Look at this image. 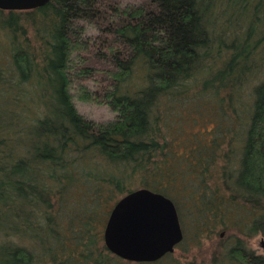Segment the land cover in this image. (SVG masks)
I'll return each instance as SVG.
<instances>
[{
    "label": "trees",
    "instance_id": "obj_1",
    "mask_svg": "<svg viewBox=\"0 0 264 264\" xmlns=\"http://www.w3.org/2000/svg\"><path fill=\"white\" fill-rule=\"evenodd\" d=\"M175 103L203 104L212 131H187ZM141 188L171 199L183 232L156 261L104 245L114 205ZM217 230L208 264H264V0L0 9V264H182Z\"/></svg>",
    "mask_w": 264,
    "mask_h": 264
},
{
    "label": "water",
    "instance_id": "obj_2",
    "mask_svg": "<svg viewBox=\"0 0 264 264\" xmlns=\"http://www.w3.org/2000/svg\"><path fill=\"white\" fill-rule=\"evenodd\" d=\"M49 0H0L2 10H28ZM104 245L128 261H156L183 239L179 216L168 197L141 188L114 205L104 229Z\"/></svg>",
    "mask_w": 264,
    "mask_h": 264
},
{
    "label": "rangeland",
    "instance_id": "obj_3",
    "mask_svg": "<svg viewBox=\"0 0 264 264\" xmlns=\"http://www.w3.org/2000/svg\"><path fill=\"white\" fill-rule=\"evenodd\" d=\"M136 78V77H135ZM169 105V104H168ZM167 105V107H168ZM191 104H174V107L172 109H169L168 111H172L171 114L172 116H176L179 113H181V116H184L185 120V126L184 128L188 131V130H193L192 132H200L201 130H210L213 127V123L214 122H210V120L208 118H213L210 117L209 114L205 113V108L203 106V104H201V106L199 107V110L201 111V113L198 114V112L193 111V107H195V105L193 104L192 106H190ZM76 106L77 109L79 110V112L81 114H83L85 117H87L88 119H92V120H109V119H113L115 117V114L113 111H111L108 107L106 106H99L97 104H89L83 101H76ZM207 107V106H205ZM204 108V109H203ZM167 109V108H166ZM188 115V116H186ZM197 115V116H196ZM192 116H196L198 118V125L196 126H191L188 123V118L192 117ZM208 117V118H205ZM197 130V131H196ZM212 131V130H210ZM191 236V234H190ZM226 237V233H224V231L221 230H217L216 233L212 236H210L208 239L206 238H202L200 243H195L194 239L192 242L188 243L187 247L188 249H185L187 252V254L182 255L180 254L181 258H180V262H182V264H186L187 262L190 261H194L196 264H200L202 262H204V264H208V260L211 257L212 254V250H213V246L218 242L219 239H225ZM260 242H262V240L259 238V236H255L251 241H250V247L256 252V253H260L262 251V243L260 244ZM180 250L181 247H179ZM184 248V247H183ZM46 264H50V263H46Z\"/></svg>",
    "mask_w": 264,
    "mask_h": 264
}]
</instances>
